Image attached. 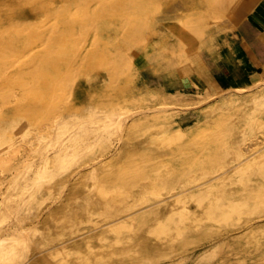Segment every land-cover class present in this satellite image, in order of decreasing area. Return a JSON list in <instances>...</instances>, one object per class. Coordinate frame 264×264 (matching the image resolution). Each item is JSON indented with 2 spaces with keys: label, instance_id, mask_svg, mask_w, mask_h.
Segmentation results:
<instances>
[{
  "label": "bare ground",
  "instance_id": "1",
  "mask_svg": "<svg viewBox=\"0 0 264 264\" xmlns=\"http://www.w3.org/2000/svg\"><path fill=\"white\" fill-rule=\"evenodd\" d=\"M151 1L0 0V229L14 227L0 264H264V146H243L264 130V74L218 88L194 56L235 0H190L182 21L156 20L143 41L161 42L138 68L128 50ZM174 65L193 98L146 84ZM211 95L190 126L169 107ZM143 99L159 107L129 118L142 143L123 133L98 159L104 146L81 142Z\"/></svg>",
  "mask_w": 264,
  "mask_h": 264
},
{
  "label": "rangeland",
  "instance_id": "2",
  "mask_svg": "<svg viewBox=\"0 0 264 264\" xmlns=\"http://www.w3.org/2000/svg\"><path fill=\"white\" fill-rule=\"evenodd\" d=\"M157 1L161 2L159 4V6L161 9V14L163 13V16H159V14H157L155 12V4H154V1L152 0L147 6L148 7L147 9L149 11V15L147 16V19H148L147 26H145V28L142 30L143 33L140 32L138 34L133 35L132 40L130 42V48L128 50V54L130 55V58L132 60H134L135 64L138 66V68H142L143 66H145V61H146L145 57L147 56V54L149 52L150 45H152L154 43V41H150L146 44L145 40L143 41V38L145 36H150V34L153 32L155 21L157 20L158 24H164L165 22H169V21H172L175 19L182 21L183 19H185V16L188 15V12H190V10H191L190 8L192 6V4L190 3L191 2L190 0H185V1L184 0H171V1L170 0H157ZM168 15H172V16H168ZM225 18H226L225 15H223V16L219 15V16H215V19L214 18L211 19L212 24H214L212 26V29H216V27H218V25H220L221 22L224 23ZM222 26H224V24H222ZM220 27L221 26H219L218 29ZM175 38L176 37L174 35H172V34L169 35L168 40L170 42V45H173ZM155 39H156L155 42L160 44L161 41H159V39L157 40V38H153L152 40H155ZM167 45H169L168 42L166 44L164 43V45H163L165 54H166ZM182 81L188 82L189 79L186 76V73L181 74L178 67H176L174 65V66H170L168 72L159 74V75H157V77H154L151 79L148 78V81H146V84L148 86H151V85H155V83H157V82H163V83L165 82L166 89L171 90L172 88H175V82L181 83ZM244 81H246V79L243 80L242 82H240L239 84L244 83ZM239 84H237V85H239ZM187 95L190 98L194 97L193 92L191 94H187ZM216 99H217L216 95H211L208 98H206L203 102H200V103H189V104L183 105V106L169 105V107L173 106L174 107V109L172 108L173 111L179 112L180 116H177V118L181 117L183 115H192L194 113V118L192 119V122H188V121L186 122L183 119L181 121L184 126H190L191 124H193L194 122H196L198 119H200L202 117V110L201 109L203 107L213 105V103L216 101ZM158 107H159V104H157L156 102H153L150 99L149 100L143 99L140 101L131 100L128 104H126L125 108L123 109L124 111H123L122 117H125V118L123 119L121 117L122 118L121 122H120L121 126L113 124L111 122L109 123V121H107L104 124L98 125V127H96L94 129V132L92 135L86 134L85 132L81 133L82 134L81 142L83 144H86V145L87 144H93L95 141L100 142L101 145L104 146V149H101L100 152L96 155L97 158L99 157L98 159H105V156L110 152L109 150L113 149L112 148L113 146L118 147L120 145V143H121L120 141L122 140L121 137H123V133L130 134V138H133L136 136L135 137L137 140L136 142L142 143L146 139L145 135L144 134L141 135V134H139V132L138 133L136 132V128L134 127V125H132V121L129 118L131 115L137 116L143 110L151 111V109L156 110ZM126 121L130 122V124L124 130L123 125H124V122H126ZM103 126H105V127L103 128ZM210 127L211 128H210L209 132H217V131H220V129L222 128V126L216 122L211 123ZM112 128H114L116 130H114ZM83 130L84 129H82V131ZM112 131H113V133H112ZM73 137H74L73 133L66 136V138H65L66 144H70L73 141L72 140ZM255 138H256V140H254ZM253 140L255 142L256 141H261V142L256 146L255 142ZM243 146L244 147H255L254 149L262 148L264 146V130H256L252 135H246V137L244 138ZM197 148H198V145L194 144L193 149L197 150ZM159 153H160L159 151H156V154H159ZM102 155H104V156H102ZM97 158H95V159H97ZM162 158H164V157L163 156L162 157L161 156L156 157L157 160H161ZM94 161H91L90 164H94L93 163ZM90 164L88 163V165H90ZM88 165H85V164L82 165L79 168V172L81 173V172L86 171ZM33 220L36 221L35 218ZM32 224H33V222L27 224V226H25V227L32 226ZM4 227L5 228L0 229V237H1V234L3 236L4 231L5 232L10 231V230L12 231V229H14V227L10 223H7Z\"/></svg>",
  "mask_w": 264,
  "mask_h": 264
},
{
  "label": "crops",
  "instance_id": "3",
  "mask_svg": "<svg viewBox=\"0 0 264 264\" xmlns=\"http://www.w3.org/2000/svg\"><path fill=\"white\" fill-rule=\"evenodd\" d=\"M218 14L226 16L221 27L212 30L218 35L194 55L200 72L218 88L236 86L255 72L264 74V0H235L220 7ZM157 46L155 41L150 45L146 61ZM174 90L194 91L189 81L175 82V88L167 91ZM193 118L194 113L183 115L186 122Z\"/></svg>",
  "mask_w": 264,
  "mask_h": 264
}]
</instances>
